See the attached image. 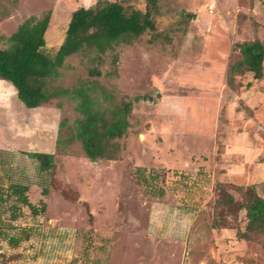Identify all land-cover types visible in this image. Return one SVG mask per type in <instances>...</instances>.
<instances>
[{"label":"rangeland","instance_id":"obj_1","mask_svg":"<svg viewBox=\"0 0 264 264\" xmlns=\"http://www.w3.org/2000/svg\"><path fill=\"white\" fill-rule=\"evenodd\" d=\"M95 1L0 0V47L2 36L22 20L51 10L45 38L53 51L71 12ZM117 1L145 9L144 0ZM254 39L264 44L261 0H160L155 30L100 57H67L60 77L48 81L51 90L97 79L117 100L152 98L134 103L115 160L92 162L77 141L55 149L59 121H67L65 135L78 116L74 101L56 95L28 108L2 79L13 96L7 103L0 96V145L9 144L0 147V185L28 184L30 200L43 199L46 210L32 217L23 208L14 224L31 228V236L15 248L0 236V264H264V230L237 239L234 228L245 226L244 211L237 210L245 188L253 184L264 197V78L244 72L228 83L230 65L241 58L237 44ZM93 68L100 74L91 76ZM251 130L256 139L228 144L222 160L225 144L236 138L231 134ZM50 144L55 164L46 179L22 151H43ZM138 166L160 175L149 184L137 182ZM42 185L48 187L45 196ZM223 190L234 204L225 202ZM152 205L161 213L170 210V217L185 214V221L166 224L173 235L177 223L189 228L185 252L148 236ZM214 219L219 228L212 227Z\"/></svg>","mask_w":264,"mask_h":264},{"label":"trees","instance_id":"obj_2","mask_svg":"<svg viewBox=\"0 0 264 264\" xmlns=\"http://www.w3.org/2000/svg\"><path fill=\"white\" fill-rule=\"evenodd\" d=\"M261 1L264 5V0ZM144 2V10L124 5L117 0H96L91 6L77 8L71 12L65 24L62 43L53 51L46 47L45 38L51 10L41 15L28 16L11 34L2 36L5 46L0 47V79L11 83L24 106L38 107L56 95L75 103L78 116L65 135H62V130L67 127V121L65 118L59 121L55 149H65L77 141L85 156L92 162L118 158L121 149L118 140L128 131L129 115L134 103L151 100V96L134 95L129 99L117 100L97 79L60 90H51L48 81L60 77L59 68L73 54L91 52L95 57H100L117 45L131 44L147 30H155L160 0ZM237 47L241 58L230 65L228 83L232 84L234 76L244 72L253 73L255 78L263 77L264 44L254 39L238 43ZM89 74L99 75L100 71L93 68L89 70ZM22 153L35 162L40 177L47 179L52 176L55 152L37 150ZM135 172L137 182L147 184L160 175L157 170H146L140 166ZM219 186L222 187V184ZM28 190L29 185L23 182L0 185V236L7 240L10 247H18L31 236V228L14 224L23 216V208L27 207L32 217L41 216L46 210L45 201L39 199L37 203H33ZM223 192L225 202L234 204V197L224 190ZM40 193L42 196L47 195L48 187L42 185ZM159 194L163 195L164 191L159 190ZM237 210H243L245 214L244 229L234 226L237 239H248L250 233L264 230V197L257 194L253 184L245 188V202L238 204ZM6 213L8 216L5 220L3 215ZM211 225L214 228L221 226L215 219Z\"/></svg>","mask_w":264,"mask_h":264},{"label":"crops","instance_id":"obj_3","mask_svg":"<svg viewBox=\"0 0 264 264\" xmlns=\"http://www.w3.org/2000/svg\"><path fill=\"white\" fill-rule=\"evenodd\" d=\"M252 76L255 80H263V78H264V75L261 78H255L253 73H252ZM4 82L5 81L0 79V96L3 94L5 96V98H9V99L5 100L7 103L9 100L11 101V98L13 95L10 96L9 95L10 93L8 91H6V87L3 86ZM248 83L249 82H247V84ZM261 95L264 96V88L261 89ZM6 108L7 109L10 108L9 105H7ZM256 134L257 133L254 130L242 131V132H238L237 134H235V133L231 134V135L236 136V138H235V140L227 142L225 144V148L220 154L221 159L224 160L225 158H227V155H229V153H230L229 152L230 147H228V144L235 142L236 144H243L244 145L246 138L248 139L251 137L252 140H255ZM237 141H238V143H237ZM8 146H9V144L0 145V147L6 148V149L8 148ZM39 151H42V150H39ZM43 151L52 152L51 144H50V146H46V148H44ZM170 206L172 207L173 204H171ZM147 210H148V218H149V222H150L148 230L151 229L150 233H148V232L147 233H148V236L151 238V240L154 239L155 240L154 242H156L158 240H162V241L166 240V241H169L168 243H171L173 245L179 244V245L183 246V252H185L187 240H188L187 229L189 231V228H187V227L181 228L178 226V223H177L176 224V226H177L176 230L178 231V233L173 235L172 233H169V231H166L167 222H169L170 220H173V221L175 220L174 222H177L178 219H183L185 221V218L187 219V217H185V214H179V215H176V217L171 216L172 217L171 218L170 215H173V214L169 213L170 210L167 212V209H166L163 213H161L162 210L160 209V206H156V205L149 206V208ZM186 225H187V223H186Z\"/></svg>","mask_w":264,"mask_h":264}]
</instances>
